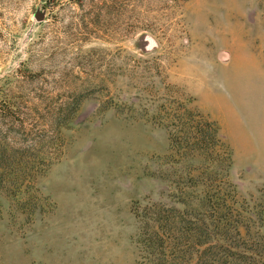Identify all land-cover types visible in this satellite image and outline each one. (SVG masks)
<instances>
[{
	"label": "rangeland",
	"instance_id": "1",
	"mask_svg": "<svg viewBox=\"0 0 264 264\" xmlns=\"http://www.w3.org/2000/svg\"><path fill=\"white\" fill-rule=\"evenodd\" d=\"M6 96L70 121L28 189L0 187V264H144L155 227L182 264H264V0H0ZM173 101L230 156L171 145Z\"/></svg>",
	"mask_w": 264,
	"mask_h": 264
},
{
	"label": "trees",
	"instance_id": "2",
	"mask_svg": "<svg viewBox=\"0 0 264 264\" xmlns=\"http://www.w3.org/2000/svg\"><path fill=\"white\" fill-rule=\"evenodd\" d=\"M29 113L25 105L11 96L0 100V187L9 188L14 195L20 194L24 188L28 189L47 162L58 158L62 153L65 140L61 128L70 121L69 117L63 119L60 114L56 116L58 118L54 124L56 126L53 124L45 126V123L39 126L32 124ZM155 119L158 124L168 129L171 145L177 146L182 155L203 152L213 154L220 144L224 152L230 156L228 145L219 135V125L200 110L173 101L162 104ZM50 132L58 135L56 136L59 139L58 149L55 151H45L42 150L43 147L37 149L38 143H45ZM160 232L159 228L155 227L148 240L151 241L157 236L162 242V253L158 255L155 250L149 249L147 259L143 263L182 264L175 254L177 246H172V239Z\"/></svg>",
	"mask_w": 264,
	"mask_h": 264
}]
</instances>
